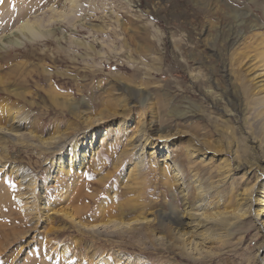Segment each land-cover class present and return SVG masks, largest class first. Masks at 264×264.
<instances>
[{"label":"rangeland","instance_id":"rangeland-1","mask_svg":"<svg viewBox=\"0 0 264 264\" xmlns=\"http://www.w3.org/2000/svg\"><path fill=\"white\" fill-rule=\"evenodd\" d=\"M76 1L68 10V0H0V264H200L172 247L174 232L196 239L186 211L201 196L209 210L220 195L233 207L264 142L250 79L263 58L264 0ZM26 20L41 35L23 36ZM150 115L158 128L144 131L135 164L130 141ZM53 137L84 138L83 162L68 173V157L51 165L60 154L40 140ZM73 211L131 224L96 236L64 214ZM257 224L215 229L201 264H260Z\"/></svg>","mask_w":264,"mask_h":264},{"label":"bare ground","instance_id":"bare-ground-1","mask_svg":"<svg viewBox=\"0 0 264 264\" xmlns=\"http://www.w3.org/2000/svg\"><path fill=\"white\" fill-rule=\"evenodd\" d=\"M68 2L70 5V8L68 10H72L73 8H75L77 6L76 0H68ZM58 16L59 17L62 16V13ZM37 27L38 26L36 23H29V21L26 20L25 22L20 24L19 30L22 32V34H24L23 36H25L26 38H32V37H37V36L41 35L40 34L41 31H39ZM12 33H14V32H11L6 36H10V35H12ZM6 36H5V38H6ZM13 40H14L13 43H15V44L20 43L16 39H13ZM4 47L5 46L0 43V48H4ZM261 60H262V62H260L259 64H256V63L250 64V66L252 65L251 67L253 69L252 72L250 73V79H251V81L255 80V82H256L255 84H257L255 86V91L252 94V98H254L255 103L257 105V109L259 110V112L257 111L258 118L262 119L263 124H264V52H263V58ZM94 124H96V123H94ZM148 124L149 125L146 124L144 127L141 125L137 126L135 128V132L133 134V137L131 138V141H130L131 150L134 152L135 155L137 154L136 158L138 161L135 164H137V163L140 164L139 162L142 160V158L140 157L141 154L138 153V149H136V147H138L140 145H142V147H143L146 144H148L147 143L148 137H144V134H145L144 131L147 132V130L149 131V130H153V129L158 128L157 127L158 121L155 119L154 115H150V122ZM91 135H92V133H91ZM138 135H140L141 137H138ZM95 136L96 135H94L92 137H95ZM159 137H161V136L159 135ZM91 141H92V139H90L89 143ZM250 141L255 143V144H258L255 141L254 137H250ZM53 143H55L54 137L51 139V141H48V142L40 140V144L41 145L43 144V146L46 148L45 149L46 151L51 152V153H55V154H60V157L57 158V160L51 161V165H59V161L68 157L69 162L65 163V166H67V168H65L66 170H64L67 173L70 170L72 161L74 162L76 160V161L83 162V160L81 158L83 157L84 153H86L88 151L87 146H89V144L87 145V143L86 144L84 143V138L81 141V143L80 142H77V143L76 142H69V143H67L64 141L63 142L58 141L57 144H53ZM66 143H67V145H69V148H68V151L64 153L63 147H65ZM83 144L85 146H83ZM153 144H154V142H153ZM160 146H161V144H159L158 146H156V144H155L156 150H159L158 147H160ZM255 148H257V151H258V157H257L258 158V164L254 165V163H250V164L246 165V167H245V172L248 173L249 178L254 179V181L252 182L251 185H249V186L246 185V187H244L243 189L240 188L241 190L238 193H236L237 196L235 198L236 199L235 202L233 203L234 206L232 205L233 207H231L230 204L226 205V203L223 202L224 200L222 199L221 195L219 197H217V200L214 202V204L216 205V208H218L217 211L209 210V208L211 207V204L208 203L209 201L206 203L205 200L202 199V196H201V198L197 199L195 203H192L191 205H189L191 208L188 209L186 211V213L188 214L190 221L186 225L189 226V228H191L190 232H193V235L195 234L194 236L196 237V239L195 240L192 239V240L187 241L188 238H184V236L181 233H179L177 231L174 232V234H173L174 235V241L172 242V247H174V249L178 252V254H180L181 257L188 259L189 257H191L190 255H193V257L191 258L193 261L198 259L200 264L203 263L205 261V260L203 261V259L206 258L207 256L211 255L210 254L211 252L209 250L210 246H208L207 244L208 243L210 244V242L215 239V236H214L216 234V233H214L215 229L216 230L221 229L220 231H222V229H224V231H225L226 229L230 228L233 225H236L238 228L243 229V228H245V226H246L245 224L247 221L250 222L251 224L253 222L259 223V225L257 224V226L259 228V231H261L262 238H263L262 245H264V165L261 164V163H264V142H263V145H260V144L255 145ZM171 162H172L171 167L175 169V172L173 173L174 176L173 175L172 176L178 177V174L180 172H182V165L179 163L177 164L174 160ZM256 167H258V169H256ZM237 168L239 169V168H244V167L240 164ZM245 172H243V173H245ZM243 173L241 174V178L239 180L240 183L244 180H245L244 182H248L247 178H242ZM258 173H260V174H258ZM129 174H132V173H129ZM20 177H21V181L24 180L27 185H32V181L30 180L29 177L25 178L24 174L21 175ZM69 178H71L70 183L72 182L71 183L72 185H68V182L66 181L67 184L64 185L65 190L62 188L61 197L65 198V199L67 197L70 198V196H69L70 192H71L70 189H73V187H75V182L72 181L75 178L73 176H71V177L69 176ZM194 186H197V185H194ZM181 187H182V189H184V184H182ZM196 190H197L196 193L198 194L197 196L202 195L199 188ZM230 192H231V190H230ZM220 206H221V208H219ZM210 209H212V208H210ZM64 214L70 220L73 221V223L77 226V228H79L81 230L82 229L88 230V231L91 230L93 234H96V236L99 235V233L101 232L102 229L115 227L117 225L119 226L120 224H125V223L131 224V222H119V221L117 222L114 219H109L108 221H104L101 223L90 224V223L84 222L81 219H79L80 216L79 217L75 216L76 213L74 211L72 213L65 212ZM258 220H261V221L258 222ZM141 221L143 222V221H147V220L145 218H143ZM136 222H138V220ZM138 223H140V221ZM176 229H178V228H176ZM119 230H121V229H119ZM113 231H115V230H113ZM102 233H104V232L102 231ZM113 233L115 234L117 232H113ZM159 244H161V243H159ZM69 261H70L69 258H67L65 260V262H69ZM61 263H62V261H61ZM259 263L264 264L263 257H259Z\"/></svg>","mask_w":264,"mask_h":264}]
</instances>
